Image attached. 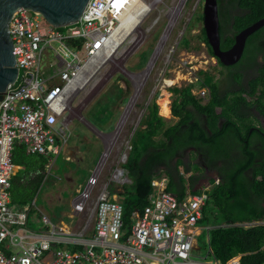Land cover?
I'll return each mask as SVG.
<instances>
[{
  "label": "built area",
  "instance_id": "obj_1",
  "mask_svg": "<svg viewBox=\"0 0 264 264\" xmlns=\"http://www.w3.org/2000/svg\"><path fill=\"white\" fill-rule=\"evenodd\" d=\"M152 6L153 0H87L77 21L64 30L30 8L10 15L7 31L17 73L0 98V264H229L230 260L239 264L238 257L220 262L210 255L209 246L202 257L192 258L198 228L209 227L198 223L206 192L200 189L175 198L164 189V174L151 179L149 202L141 212H132L128 229L123 227L114 190L129 181L122 162L131 133L120 164L113 168L115 185L99 177L100 160L107 155L102 151L75 188L69 203V215L77 217L76 226L80 222L75 229L54 223L42 211H36L38 225L31 227L33 198L25 205L10 203L9 180L17 168L11 160L13 142H21L26 153L45 155L48 172L66 140L59 123L69 96L87 85ZM135 12L141 14L137 25L117 39L114 32L120 21ZM205 91L201 88L198 93L204 96ZM257 222L264 223V217Z\"/></svg>",
  "mask_w": 264,
  "mask_h": 264
},
{
  "label": "trees",
  "instance_id": "obj_2",
  "mask_svg": "<svg viewBox=\"0 0 264 264\" xmlns=\"http://www.w3.org/2000/svg\"><path fill=\"white\" fill-rule=\"evenodd\" d=\"M216 1L220 48L228 47L239 29L264 15V0ZM198 37L213 55L202 26ZM180 41L187 44L185 36ZM74 42L80 45L78 39ZM257 54L260 58L254 62ZM215 59L222 66L218 72L229 77L228 86L201 69L198 84L206 87L204 96L192 92L191 83L169 86L173 121L158 112L154 96L147 102L122 162L129 181L114 192L121 204L123 227L128 229L132 212H141L149 202L153 177L164 174V189L179 199L201 191L194 186L198 175L193 172L205 164L215 173L207 179L210 187L198 218L199 224L209 225L202 231L206 239L201 246H209L210 255L220 262L238 255L239 264H264V223L257 222L264 217V160L252 141L257 137L264 147V132L261 126L254 127L257 118L252 111L264 117V24L248 34L237 61L223 65ZM247 65L253 68L247 70ZM114 88L111 101L124 92L117 85ZM11 160L18 167L9 180L10 203L25 205L45 174L47 158L26 153L15 140ZM188 170L192 171L187 174Z\"/></svg>",
  "mask_w": 264,
  "mask_h": 264
},
{
  "label": "rangeland",
  "instance_id": "obj_3",
  "mask_svg": "<svg viewBox=\"0 0 264 264\" xmlns=\"http://www.w3.org/2000/svg\"><path fill=\"white\" fill-rule=\"evenodd\" d=\"M201 8L202 0H153L151 10L94 72L87 85L83 87L84 83L80 91L69 96L68 110L59 123L67 139L62 142L61 152L55 155L48 172L45 170L33 195L46 214L54 212L70 229L79 226L80 222L76 226L77 217L69 215L70 198L76 193L75 188L82 185L102 151L107 155L100 160L99 177L115 185L113 168L120 164L119 156L126 149L125 142L147 102L154 96L160 113L168 115L164 116L167 121H173L169 86L191 83V91L198 95L199 89L206 90L198 84L202 76L198 70L216 75L222 66L198 37ZM183 36L187 44L181 43ZM114 85L124 92L111 101ZM166 103L168 113L164 110ZM67 149L70 150L68 159L64 152ZM111 186L108 183L107 188ZM209 187L205 181L200 189L208 191ZM118 189L120 186L116 187ZM83 215L80 220L84 219ZM91 223L92 219L89 227ZM30 226L33 227L32 223ZM198 231L192 248L200 245L196 253H192L195 259L203 252L202 229Z\"/></svg>",
  "mask_w": 264,
  "mask_h": 264
},
{
  "label": "water",
  "instance_id": "obj_4",
  "mask_svg": "<svg viewBox=\"0 0 264 264\" xmlns=\"http://www.w3.org/2000/svg\"><path fill=\"white\" fill-rule=\"evenodd\" d=\"M87 0H0V98L6 85L17 73L12 53V42L7 31V21L19 8L38 11L51 25L63 27L75 23ZM264 24V15L239 29L232 43L225 48L219 46L218 12L216 0H202L201 26L212 54L221 64L237 61L242 53L249 33Z\"/></svg>",
  "mask_w": 264,
  "mask_h": 264
},
{
  "label": "flooded vegetation",
  "instance_id": "obj_5",
  "mask_svg": "<svg viewBox=\"0 0 264 264\" xmlns=\"http://www.w3.org/2000/svg\"><path fill=\"white\" fill-rule=\"evenodd\" d=\"M259 58H260V56H259V54H257L255 57H254V62L255 61H258L259 60ZM216 62H217V60H216ZM218 63V62H217ZM219 64V63H218ZM220 65V64H219ZM221 66V65H220ZM219 66V67H220ZM253 67H249L248 65L246 66V69L247 70H249V69H252ZM225 69V68H224ZM242 70L244 71L245 69L242 67ZM226 73L224 72V73H217L216 75H214V78L216 79V80H219V82L221 83V84H223L224 86L226 85V86H228V83H227V80H228V76L227 75H225ZM229 86L230 87H235L236 85H235V83H230L229 84ZM253 111V113L255 114V116H256V118H257V122L256 121H254V127L255 128H257L258 126H261L262 127V133L264 132V117L262 116V115H259V114H257L256 112H254V110H252ZM260 131V130H259ZM252 141H253V145L255 146V147H258L260 150H259V152H261V158L264 160V147H260V143H259V141L257 140V137H253V139H252ZM204 157V156H203ZM256 159V158H255ZM226 161V160H225ZM227 162V161H226ZM215 163L217 164V165H220L221 164V160L220 159H216V161H215ZM262 170H263V172H264V163H263V165H262ZM192 171V170H191ZM190 170H188V173L187 174H189L190 172H191ZM194 174H197L198 175V177H197V180L194 182V186H199V187H201L202 186V184L205 182V181H207V179H209L211 176H213L214 175V173H215V171L214 170H210V169H208L207 168V166L205 165V164H203V166L201 167V170H197V171H194L193 172ZM192 174V173H191ZM204 181V182H203Z\"/></svg>",
  "mask_w": 264,
  "mask_h": 264
},
{
  "label": "crops",
  "instance_id": "obj_6",
  "mask_svg": "<svg viewBox=\"0 0 264 264\" xmlns=\"http://www.w3.org/2000/svg\"><path fill=\"white\" fill-rule=\"evenodd\" d=\"M158 112L160 113V106H159V109H158ZM165 113V112H164ZM161 114V113H160ZM162 116H165V117H167L168 115H163V114H161ZM67 139V138H66ZM61 150H62V146H61V148H60V151L59 152H61ZM65 153H66V155H65V158L66 159H68V158H70V150L69 149H67L66 151H64ZM15 165H17V164H15ZM17 167H18V165H17ZM16 170V169H15ZM44 177V176H43ZM33 201H34V206H33V212H34V215H31V217H32V219H28V224H29V226H30V223H32V225H33V227L34 226H36V225H38V222L36 221L37 220V216H35V214H36V211H42V212H47V211H45V210H43V208L41 207V203H36V199L33 197ZM46 202H47V198H46ZM48 203V202H47ZM49 205V204H48ZM59 206V205H58ZM47 215H48V213H47ZM49 217H50V219L54 222V223H56V224H58V225H64V226H67V224L66 223H64L63 221H62V219L60 218V217H58V218H56L57 216H56V214L54 213V212H51L50 213V215H48ZM27 224V225H28ZM203 240L202 241H205V239H206V234L204 233L203 234V238H202ZM198 247H200V245H196V248L198 249ZM202 248H203V252L201 253V254H197V257L198 258H200V257H202L203 255H204V253H205V250H206V246H205V243H204V245L203 246H201ZM197 249H192V253H196V251H197ZM232 257H235V258H237L238 257V255H234V256H232ZM234 258V259H235ZM230 264H233V262L231 261L230 262Z\"/></svg>",
  "mask_w": 264,
  "mask_h": 264
},
{
  "label": "bare ground",
  "instance_id": "obj_7",
  "mask_svg": "<svg viewBox=\"0 0 264 264\" xmlns=\"http://www.w3.org/2000/svg\"><path fill=\"white\" fill-rule=\"evenodd\" d=\"M140 17H141L140 12H135V13L131 14L130 16L127 15V16L123 17L122 20L120 21L119 28H117L114 32L117 35L116 36L117 39H118V37L122 38L123 35L130 30L131 27L133 28L135 25H137ZM113 50H114V48L112 47V51ZM109 54H110V52H109ZM164 110L168 113L167 103L164 104Z\"/></svg>",
  "mask_w": 264,
  "mask_h": 264
},
{
  "label": "clouds",
  "instance_id": "obj_8",
  "mask_svg": "<svg viewBox=\"0 0 264 264\" xmlns=\"http://www.w3.org/2000/svg\"><path fill=\"white\" fill-rule=\"evenodd\" d=\"M212 56H214V55H212ZM203 185V184H202Z\"/></svg>",
  "mask_w": 264,
  "mask_h": 264
}]
</instances>
